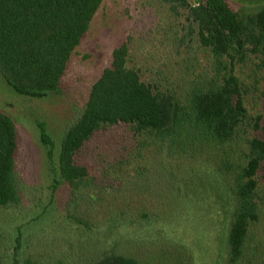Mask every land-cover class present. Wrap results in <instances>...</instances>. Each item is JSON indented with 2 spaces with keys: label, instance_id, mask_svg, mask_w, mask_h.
Returning a JSON list of instances; mask_svg holds the SVG:
<instances>
[{
  "label": "rangeland",
  "instance_id": "obj_1",
  "mask_svg": "<svg viewBox=\"0 0 264 264\" xmlns=\"http://www.w3.org/2000/svg\"><path fill=\"white\" fill-rule=\"evenodd\" d=\"M225 1L243 17L264 5ZM123 43L127 67L143 83L174 93L188 109L194 94L219 89L231 70L242 86L247 120L225 144L187 126L180 147L136 136L123 124L103 128L75 156L87 168L88 187L77 197L66 184L53 191L48 149L36 123L46 126L55 166L63 133ZM217 61L199 44L187 7L103 0L67 64L61 95L19 96L0 75V112L17 129L21 181L19 204L0 207V263L90 264L115 252L140 264H229L223 180L232 183L239 175L252 139L264 140V60L245 52L243 61ZM256 179L263 212L252 228L251 249L236 264H264V163Z\"/></svg>",
  "mask_w": 264,
  "mask_h": 264
},
{
  "label": "trees",
  "instance_id": "obj_2",
  "mask_svg": "<svg viewBox=\"0 0 264 264\" xmlns=\"http://www.w3.org/2000/svg\"><path fill=\"white\" fill-rule=\"evenodd\" d=\"M188 9V21L195 26L201 47L216 62L226 56L244 60L245 52L264 60V5L251 16L235 13L225 0H161ZM103 0H0V75L19 96L44 99L63 93L62 78L67 64L89 30ZM128 46L112 51L111 64L91 86L79 118L63 133L57 157L52 163L53 142L46 126L37 122L39 139L48 151L53 191L62 184L74 197L89 185L88 171L75 161L76 154L101 129L127 125L136 136L154 142L169 141L180 147L187 126L219 144L232 140L247 120L242 86L231 70L221 86L196 93L191 109L183 107L174 93L143 83L136 70L127 67ZM18 135L14 121L0 112V207L18 205L20 179L15 156ZM264 163V140L249 144L245 166L228 183L229 229L226 248L229 264H236L249 252L252 228L263 212L257 174ZM1 264V263H0ZM90 264H140L136 259L109 252Z\"/></svg>",
  "mask_w": 264,
  "mask_h": 264
}]
</instances>
